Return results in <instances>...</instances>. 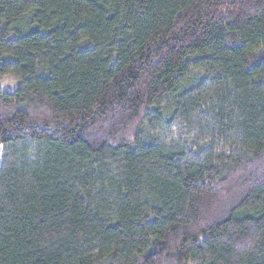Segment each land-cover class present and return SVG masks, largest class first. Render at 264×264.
Instances as JSON below:
<instances>
[{
    "label": "trees",
    "instance_id": "trees-1",
    "mask_svg": "<svg viewBox=\"0 0 264 264\" xmlns=\"http://www.w3.org/2000/svg\"><path fill=\"white\" fill-rule=\"evenodd\" d=\"M0 264H264V0H0Z\"/></svg>",
    "mask_w": 264,
    "mask_h": 264
},
{
    "label": "rangeland",
    "instance_id": "rangeland-1",
    "mask_svg": "<svg viewBox=\"0 0 264 264\" xmlns=\"http://www.w3.org/2000/svg\"><path fill=\"white\" fill-rule=\"evenodd\" d=\"M22 84L20 79L12 75H6L0 78V90L12 92Z\"/></svg>",
    "mask_w": 264,
    "mask_h": 264
}]
</instances>
